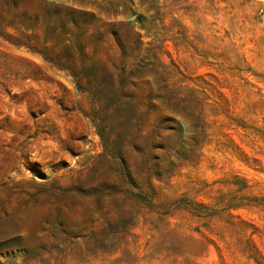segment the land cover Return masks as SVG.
<instances>
[{"label": "rangeland", "instance_id": "374dc122", "mask_svg": "<svg viewBox=\"0 0 264 264\" xmlns=\"http://www.w3.org/2000/svg\"><path fill=\"white\" fill-rule=\"evenodd\" d=\"M0 264H264V0H0Z\"/></svg>", "mask_w": 264, "mask_h": 264}]
</instances>
